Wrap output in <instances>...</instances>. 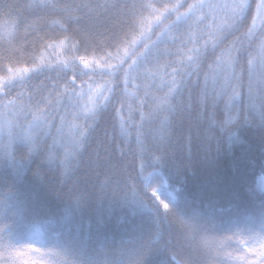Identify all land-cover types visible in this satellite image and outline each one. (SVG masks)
<instances>
[{
    "label": "trees",
    "instance_id": "1",
    "mask_svg": "<svg viewBox=\"0 0 264 264\" xmlns=\"http://www.w3.org/2000/svg\"><path fill=\"white\" fill-rule=\"evenodd\" d=\"M147 2L0 0V264H135L143 244V264H264L261 0L198 12L130 72Z\"/></svg>",
    "mask_w": 264,
    "mask_h": 264
},
{
    "label": "snow or ice",
    "instance_id": "2",
    "mask_svg": "<svg viewBox=\"0 0 264 264\" xmlns=\"http://www.w3.org/2000/svg\"><path fill=\"white\" fill-rule=\"evenodd\" d=\"M143 10L151 9L153 13H155L154 20L149 17H142L137 23L140 27V35L138 37H134L131 40L130 46H135L138 42H142L143 52H140L136 59H133L132 64L129 65L130 72L138 71L140 67L145 65L147 62L150 61V59L155 54L156 50L159 48L160 44H162L167 37L172 34L173 32L179 31L180 28L187 25L189 29H191L192 24L189 22L192 21L193 23L202 22L203 20L207 19V16H200L197 15L198 12H203L204 9L208 10L209 14L213 15V18H215V15L220 12H226L228 10H231L233 13V16L237 13H243L246 8H250L251 6L245 2L236 3L233 2L231 4L227 2H214V0H194L193 3H189L186 5V11L181 13L179 9L181 7H185V5L180 3H173V4H167V3H161L159 6L153 4L150 2L142 3L139 6ZM257 12L260 16H264V0H261L259 4L256 5ZM175 16V19L173 20L172 17ZM153 25H155L156 28H159V35L156 37L155 40H152L151 37L148 35L149 32L152 31ZM222 25L216 26L217 33L220 32ZM225 31H227L225 29ZM88 35L85 34L83 39L85 41L88 40ZM75 47V45H74ZM192 55L188 56V61L190 65H196L198 63L199 58L202 55V52L200 49L193 46ZM262 52H264V45H262ZM127 54V50H126ZM81 63L84 65L88 64L87 60H81ZM251 64V61H250ZM260 70L262 73H264V59L261 60L260 64ZM192 73H188V75H191ZM175 90V82H173V88L171 91ZM95 95L89 97V103L93 105L92 108H86L85 111L92 113L93 109L97 106ZM83 135V133H82ZM153 196H156L159 199V194L156 192L152 193ZM79 199V198H77ZM163 203L164 209L167 211L169 209V204ZM157 223H163V218L158 215L157 216ZM150 242V241H149ZM148 246V244L140 245L138 249V259L135 261V264H143V258H144V247ZM34 253H39V248L33 249ZM43 256H39L37 258V261L34 262V264H38L39 260H42ZM65 264H67V261H65Z\"/></svg>",
    "mask_w": 264,
    "mask_h": 264
},
{
    "label": "rangeland",
    "instance_id": "3",
    "mask_svg": "<svg viewBox=\"0 0 264 264\" xmlns=\"http://www.w3.org/2000/svg\"><path fill=\"white\" fill-rule=\"evenodd\" d=\"M153 175L154 174H152L149 178V184L151 183L155 184L154 192L158 193L159 195L163 193H167L169 197L173 199L174 194L171 190L169 191L167 184L164 181H161V179H159L157 176H153Z\"/></svg>",
    "mask_w": 264,
    "mask_h": 264
},
{
    "label": "clouds",
    "instance_id": "4",
    "mask_svg": "<svg viewBox=\"0 0 264 264\" xmlns=\"http://www.w3.org/2000/svg\"><path fill=\"white\" fill-rule=\"evenodd\" d=\"M170 208V207H169ZM167 210H169V209H167Z\"/></svg>",
    "mask_w": 264,
    "mask_h": 264
}]
</instances>
